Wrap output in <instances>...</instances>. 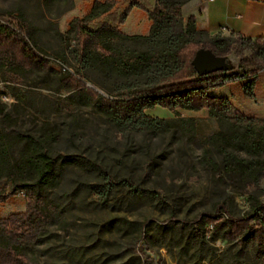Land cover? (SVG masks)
<instances>
[{
	"label": "trees",
	"instance_id": "obj_1",
	"mask_svg": "<svg viewBox=\"0 0 264 264\" xmlns=\"http://www.w3.org/2000/svg\"><path fill=\"white\" fill-rule=\"evenodd\" d=\"M34 1L54 19L74 6L73 0ZM115 4V0H94L86 15L70 22L67 40L72 42L70 53L78 65L75 72L50 66L46 57L57 58L36 48L31 37L32 23L16 8L21 18L19 26L0 22V72L54 73L60 87L71 92L79 106L90 108L117 131L130 128L156 134L178 132L189 143H196L200 149L196 162L219 183L236 184V192L258 186L264 177V117L244 115L227 98L211 92L241 82L243 95L253 98L256 67L264 63V38L252 40L236 34L210 35L198 31L192 17L183 21L184 2L180 0H154L151 9L131 0L120 14L113 10ZM132 8L146 12L151 22L145 36H130L118 30ZM99 18L103 20L96 26L88 25ZM236 42L250 51L249 57L240 59L237 72L217 68L199 73L194 67L199 50L222 58ZM97 73L118 81L110 90L119 93L118 96H104L82 79L85 74L96 80ZM11 95L12 104L0 100V184L3 182L0 202L21 193L25 208L0 218V264H37L31 248L42 243L46 227L55 218L56 206L48 195L58 187L64 168H76L100 180L78 185L98 196L100 205L106 203L112 189L119 187L140 198L166 204L158 191L139 187L125 178L113 180L100 163L83 153L58 149V131L48 125L38 134L19 130L9 133L5 121L16 108L24 109L25 100L23 94ZM155 107L171 112L174 117L145 114ZM200 110H205L207 117L216 123V128L206 134L198 133L196 117L181 116V112ZM67 142L74 146L71 137ZM249 199L250 208L242 217L232 218L220 204L223 216L203 214L196 223L200 228L208 226L210 234L219 233L221 239L234 242L237 256H244L247 247L257 242L255 259L264 264V203L252 196Z\"/></svg>",
	"mask_w": 264,
	"mask_h": 264
},
{
	"label": "rangeland",
	"instance_id": "obj_2",
	"mask_svg": "<svg viewBox=\"0 0 264 264\" xmlns=\"http://www.w3.org/2000/svg\"><path fill=\"white\" fill-rule=\"evenodd\" d=\"M73 1L71 10L54 19L34 0H0V22L19 26L21 18L15 9H21L25 19L32 23L31 37L36 48L57 58L59 64L50 66L75 72L78 65L70 53L72 42L67 40L70 22L86 15L94 0ZM130 1L116 0V13L120 14ZM136 1L147 9L154 4V0ZM102 20L88 25L96 26ZM149 27L147 14L132 8L118 30L130 36H145ZM249 56L250 51L236 42L231 52L222 57L223 64L206 58L205 65L198 66V70L223 67L227 72H237L240 59ZM256 68L257 77L263 82L264 63ZM82 77L104 96L119 94L110 92L118 84L111 77L100 73L96 74V80L85 74ZM237 85L220 87L211 94L231 96L229 102L241 113L253 114L243 104V98L233 97ZM258 92L257 100L262 107L264 89ZM12 93L25 95V100L24 109L16 108L5 121L9 133L19 130L38 134L48 125L58 131V149L79 151L100 163L113 180L125 178L139 187L156 190L166 203L140 198L119 187L112 189L106 203L100 205L98 196L78 188L79 184L100 183V180L76 168H64L60 171L58 187L48 195L56 206L55 218L46 227L42 243L31 248L37 264H258L257 242L247 247L244 256H237L234 242L221 239L219 233L210 234L208 226L200 228L196 221L203 214L223 216L218 208L220 204L232 218L244 216L252 202L249 196L264 203V177L258 186L236 192V184L219 183L196 162L195 157L200 153L196 143H189L175 131L156 134L128 128L119 132L90 108L79 106L71 92L60 87L54 73L0 72V96L9 98L5 103H14ZM145 114L155 118L174 117L159 107L146 110ZM181 116L196 117L199 134L216 128L205 110L181 112ZM69 137L74 146L67 142ZM6 186L7 192L9 185ZM24 208V197L15 194L0 202V218L22 212Z\"/></svg>",
	"mask_w": 264,
	"mask_h": 264
},
{
	"label": "crops",
	"instance_id": "obj_3",
	"mask_svg": "<svg viewBox=\"0 0 264 264\" xmlns=\"http://www.w3.org/2000/svg\"><path fill=\"white\" fill-rule=\"evenodd\" d=\"M180 1L184 2L181 6L183 21L185 22L189 17H192L195 28L198 31L206 32L210 35L219 32L223 36L236 34L252 40L264 38V0ZM116 6L117 4H115L113 10H115ZM150 24L151 22L149 21ZM260 80L261 78L258 76L253 88V98H247L243 95L241 82L225 85L229 87L238 84V91L233 97L239 95L243 98V104L246 105V108L253 111V114L246 113L244 115L258 118L264 117V103H262V107L259 106L260 103L256 95L260 89H264V81L261 82ZM225 98L228 101L232 99L231 96ZM260 112L262 113L259 114ZM10 198H7L6 201Z\"/></svg>",
	"mask_w": 264,
	"mask_h": 264
},
{
	"label": "water",
	"instance_id": "obj_4",
	"mask_svg": "<svg viewBox=\"0 0 264 264\" xmlns=\"http://www.w3.org/2000/svg\"><path fill=\"white\" fill-rule=\"evenodd\" d=\"M214 59H212V58ZM209 59V61L213 60V61H216V62H219L221 64H223V58H217V57H213L208 51L206 50H199L196 54H195V57H194V60H193V65L194 67L196 68V70L199 72V67L205 65V60ZM202 63V64H201ZM199 66V67H198ZM214 69H217V68H214ZM220 69H223L224 68H220ZM213 70V69H211ZM211 70H207L205 72H208V71H211ZM205 72H199V73H205Z\"/></svg>",
	"mask_w": 264,
	"mask_h": 264
},
{
	"label": "built area",
	"instance_id": "obj_5",
	"mask_svg": "<svg viewBox=\"0 0 264 264\" xmlns=\"http://www.w3.org/2000/svg\"><path fill=\"white\" fill-rule=\"evenodd\" d=\"M204 1H211V0H204ZM46 58L49 60L50 64H53V65H58L59 64V62L57 60H55V59H53L51 57H46ZM0 100L2 102H6V101H9V98L6 95H2V96H0ZM17 195L22 196L21 193H18Z\"/></svg>",
	"mask_w": 264,
	"mask_h": 264
}]
</instances>
